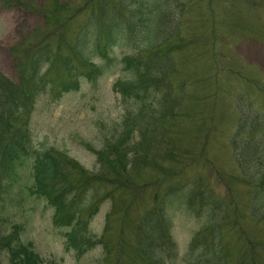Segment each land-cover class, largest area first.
Masks as SVG:
<instances>
[{
  "label": "trees",
  "instance_id": "obj_1",
  "mask_svg": "<svg viewBox=\"0 0 264 264\" xmlns=\"http://www.w3.org/2000/svg\"><path fill=\"white\" fill-rule=\"evenodd\" d=\"M1 2L5 8L39 15L43 24L14 48L16 81L0 74V257L10 264H41L32 243L21 240L22 226L8 228L1 216L25 189L27 196L53 209L52 224L66 229L65 248L78 259L100 248L105 260L171 264L177 257L171 211L185 206L195 217L205 218L189 242V264H264L260 243L242 224L248 218L238 211L229 183H224L226 194L220 197L206 181L209 177L181 179L179 171L163 168L156 159L166 134L186 122V83L176 84L182 70L175 57L185 58L198 42L197 36L182 40L177 33L180 20L171 15L169 0H45L41 6ZM118 47L132 52L118 61ZM119 66L125 77L117 79L112 90L128 105L121 133L101 149H89L97 172L63 152L34 148L30 120L38 97L57 102L78 92L83 82L95 84ZM239 120L229 140L238 173L231 182L251 192L248 220L263 233L264 114H242ZM201 154L199 165L225 182ZM27 166L28 177L23 171ZM145 169L163 174L141 180L139 172ZM24 179L29 183L23 186ZM163 181L167 183L159 191ZM105 202L110 210L97 236L90 225ZM233 238L241 243L238 250Z\"/></svg>",
  "mask_w": 264,
  "mask_h": 264
},
{
  "label": "rangeland",
  "instance_id": "obj_2",
  "mask_svg": "<svg viewBox=\"0 0 264 264\" xmlns=\"http://www.w3.org/2000/svg\"><path fill=\"white\" fill-rule=\"evenodd\" d=\"M20 1L41 6L45 0ZM59 1L76 4L83 0ZM169 2L173 5L171 15L177 14L176 18L180 20L177 33H181L182 40L194 35L198 42L189 48L185 58L175 57L182 70V77L176 84L186 83L183 106L190 117L186 115L184 124L169 132L171 135L166 134L161 144V156L156 155V159L163 168L175 173L179 171L181 179L209 177L206 181L220 197L226 194L224 183H229L238 211L249 219L247 207L251 192L246 186L231 182L232 177L237 179L238 173L229 140L242 114H264V0ZM42 24L39 15L5 8L0 0V74L16 81L14 48ZM114 52L119 61L132 50L118 47ZM124 77L119 66L95 84L83 82L78 92L66 94L57 102L44 95L38 97L30 120L34 148L63 152L88 171L97 172L96 157L89 149H101L106 141L122 131L128 104L112 90V85ZM201 152L208 163L220 171L225 182H219V177L217 180L214 174L199 165L197 159L203 157ZM29 170L30 166L23 169L27 177ZM162 174L160 170L145 169L139 172V178L156 179ZM23 181V186L29 183ZM166 183L163 181L157 189L162 191ZM149 193L144 197L148 198ZM109 210L108 202L100 205L90 225L95 235L101 234ZM52 214L53 209L45 201L27 196L24 189L23 195L19 194L14 202L6 205L1 216L8 228L14 224L22 226L20 238L23 243H32L41 264H124L105 260L100 248L76 258L72 250L65 248L66 229L53 226ZM171 216V234L177 251L171 264H189V242L203 226L205 218L195 217L185 206L175 207ZM248 219L242 224L251 238L260 243L258 251L264 260V232H261V226L251 224ZM231 241L238 250L241 243L235 238ZM0 264L10 263L1 256Z\"/></svg>",
  "mask_w": 264,
  "mask_h": 264
}]
</instances>
